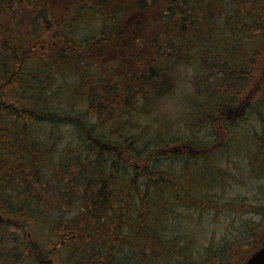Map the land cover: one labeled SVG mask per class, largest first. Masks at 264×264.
Listing matches in <instances>:
<instances>
[{"label": "trees", "instance_id": "trees-1", "mask_svg": "<svg viewBox=\"0 0 264 264\" xmlns=\"http://www.w3.org/2000/svg\"><path fill=\"white\" fill-rule=\"evenodd\" d=\"M50 1L0 0V226L48 223L47 236L42 237L41 244L24 242L14 234L16 249L13 251L20 252L21 257L16 256L13 264L17 260L21 264H162V259L172 251H183H179L176 241H170L173 245L169 246L160 232L167 226L168 215L184 199L177 194L185 195L187 188L192 189L186 184L175 185L173 181L164 186L167 179L159 173L160 161L180 160L184 173L190 170L198 175L199 167L202 172L209 169L207 163L197 164L206 155L203 149L190 154L191 135L163 137L160 131L171 126L166 123L157 129L154 138L146 140L142 134L149 130V125L127 137L120 135L118 127L128 129V121L122 119L137 117L140 111L129 110L130 102H157L174 91H184L178 85L181 72L175 70V78L169 80L166 75L171 70L159 71L150 66V57L154 60L158 54L148 57L149 60L143 59L145 63L139 64V70L119 77L111 90L101 93L99 88L96 96L89 94L88 105H82L86 113L74 112L73 107L80 105L84 98L71 101L70 93L62 96L68 103L65 109L38 99L32 93L35 87L30 84L33 72L36 71L35 82L64 72L70 76L84 75L80 66L88 64L86 56L91 63H97L95 55L84 47L90 41L100 42L95 37L80 41L81 44L72 42L66 37L69 26L64 27L68 18L79 16L78 9L93 0H61V8L48 12ZM154 1L161 11L157 17L152 15L151 24L170 20L167 32L170 30L174 35L166 46L174 48L175 57L192 68L199 80L194 84L202 104L197 106L206 104L222 123H228L246 99L247 83L257 87L263 101L264 0L221 2L215 6L228 7L219 18L209 14L211 3L207 4L206 0ZM152 3L148 0L149 6L155 5ZM149 26L150 23L143 27ZM137 27L136 33L142 31ZM112 39L104 35L103 42L109 43ZM127 40L137 42L146 38L141 33ZM228 43L229 51H226ZM76 79L81 92L82 80ZM73 89L77 90L75 86ZM105 106L111 109L104 111ZM87 115L95 117L94 123L88 126L79 120L81 116L90 122L86 120ZM101 115L111 120L119 117L110 135H96ZM186 118L183 120L187 122L189 117ZM212 118L210 114L205 121L199 120L204 126L215 122ZM188 125L185 131L193 129ZM62 126L64 131L60 129ZM176 143L179 147L174 151L161 153L165 146ZM125 155L131 160L127 162ZM146 159L151 165L141 173L137 165ZM88 161L90 171L86 167ZM136 161L137 165L131 164ZM174 178L172 173L168 180ZM157 180L159 185L155 184ZM148 182H154L149 194ZM201 184L197 183V187ZM54 198L68 207L79 203L77 216L55 223L45 209L47 202ZM148 216L152 223L148 222ZM3 229L0 228V234Z\"/></svg>", "mask_w": 264, "mask_h": 264}, {"label": "rangeland", "instance_id": "rangeland-1", "mask_svg": "<svg viewBox=\"0 0 264 264\" xmlns=\"http://www.w3.org/2000/svg\"><path fill=\"white\" fill-rule=\"evenodd\" d=\"M151 1L155 5L149 6L148 0H93L92 3L86 4L87 7L79 8L82 5L80 4L78 7L79 16L68 18L64 25V27L69 26V34H73H66V37L78 44H81L80 41L84 42L92 37L100 39L98 43L87 42L84 47V50L95 55L97 63H91L89 56H86L88 64L80 66L84 75L73 74L70 76L64 72L58 75L52 74L49 76L50 78H39L36 82L33 80L36 71L32 70L30 84L36 89L32 93L38 99L58 105L59 109H65L68 105L62 98L64 95L70 93L71 101H77L80 97L84 98L80 105L73 107L75 113H81L86 111L82 105L84 107L88 105L89 94L93 93L92 95L96 96L100 90L101 93L111 90L113 85L120 80L119 77L126 76L128 72L139 70V64L145 63L143 59L149 60L150 56L158 54L154 60L150 57V66H155L159 71L162 68L165 72L172 71L171 74L166 75L169 80L173 81L175 78V70L180 71L178 85L184 91H174L168 97L156 99L157 102L152 101L147 104L138 100L130 102L129 110L140 109V111L137 117L122 119L128 121V129L122 126L118 127L120 135L127 137L128 134L135 133L145 125H149V130L144 135L142 134L146 140L157 135L160 126H163L162 123L171 125L168 130L160 131L162 136L191 135L193 143H191L190 154L195 155L199 149H203L206 157L204 161H198L197 164L207 163L211 169L210 174L209 169L202 172L201 167L198 168V175L190 170H186L184 173L180 160L160 161L159 173L164 174L167 179L164 186L173 181L175 185L186 184L188 185L186 187L192 189L190 191L187 188L185 195L177 194L184 196V199L177 205L173 214L168 215L167 226L163 233L160 232L169 246L173 245L170 241H176L180 246V248L178 247L179 251H181L180 249L183 251L180 253L172 251L165 259H162L161 263L242 264L264 239V99L262 101V93L256 91L257 87L252 88L253 83L252 85L247 83V87L244 88L246 99L240 105L239 111L230 116L228 123H222L216 112H210L214 110L206 104L197 106L201 102L197 99L199 94L197 95L195 92L194 83L199 80L192 68L186 67L181 60L175 57L174 48L169 49L166 46L167 40L174 35L170 30L167 32L170 20L151 24L152 15L157 17L161 11L155 1ZM228 1L206 0L207 4L211 3L208 7L209 14L219 18L228 6L221 5V8L216 6L221 2L228 4ZM49 6L48 12L55 7L61 8L63 5L61 0H51ZM139 22L141 23L139 24ZM148 23H150L149 28H144L143 26ZM137 25L142 29L138 33L134 31ZM170 27L173 28V25ZM141 33L146 38L145 41L129 42L127 40ZM104 35L112 36L111 42L104 43ZM43 37L47 39L45 35ZM161 45L163 46L159 49L158 46ZM228 46L229 43L225 46L226 51H229ZM77 77L82 80L80 82L81 92L78 89L79 80L76 79ZM93 79L96 80L93 81ZM73 86L77 90H74ZM71 90L73 93L70 92ZM247 92L248 94H246ZM104 97L107 98V94ZM193 104H196V107H193ZM103 108L104 111L111 109L108 106ZM197 110L200 111L197 112ZM210 114L215 122L202 126L199 119L205 121ZM63 116L64 114L61 117L63 118ZM187 116L189 118L186 122ZM183 117H185L184 120ZM79 120L88 126L94 123L95 117L87 115L86 120L90 122H85L81 116H79ZM101 120L96 135H110L116 127V120H111L104 115H101ZM188 123L193 129L185 131L186 127L189 128ZM60 129L64 131L65 127L62 126ZM118 129L116 128L117 131ZM165 147L161 153L174 151L179 145L176 143ZM125 157L127 162L131 160L127 155ZM136 163L137 161L131 164ZM90 165L91 162L88 161L86 163L88 171L91 169ZM150 165L151 163L146 159L137 165L138 171L144 173V168ZM172 173H175V178L169 181ZM135 180L139 181L138 175H135ZM159 183L160 180L155 181V184L159 185ZM197 183L202 184L197 187ZM153 184L154 182H148V194L150 186ZM76 188L80 190L78 186ZM79 208V203L68 207L65 203L60 204L58 199L54 198L47 202L45 209L46 214L53 217L56 223L74 219ZM166 214H168L167 211ZM148 222L152 223L150 219ZM20 223L18 226L15 224L6 227L0 226V228H4L0 234V257L2 258L0 264H13L16 256L17 258L21 257L20 252L13 251L16 249L15 246L13 247L15 235L24 242L36 241L40 244L47 236V222L42 223L43 225L37 222L34 226ZM149 226L156 229L152 224ZM107 233L110 234V229ZM183 252L187 253L182 256ZM17 264H21V260H17Z\"/></svg>", "mask_w": 264, "mask_h": 264}, {"label": "water", "instance_id": "water-1", "mask_svg": "<svg viewBox=\"0 0 264 264\" xmlns=\"http://www.w3.org/2000/svg\"><path fill=\"white\" fill-rule=\"evenodd\" d=\"M244 264H264V246L255 251Z\"/></svg>", "mask_w": 264, "mask_h": 264}]
</instances>
